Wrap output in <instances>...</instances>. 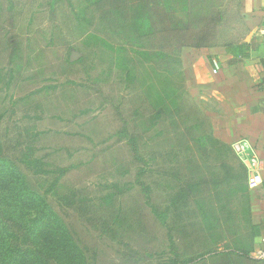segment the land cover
Here are the masks:
<instances>
[{
  "label": "rangeland",
  "instance_id": "rangeland-1",
  "mask_svg": "<svg viewBox=\"0 0 264 264\" xmlns=\"http://www.w3.org/2000/svg\"><path fill=\"white\" fill-rule=\"evenodd\" d=\"M238 2L131 0L132 23L145 18L152 28L100 40L84 21L93 0H0V139L46 162L52 173L33 179L51 189L74 229L85 256L77 264L180 261L186 241L168 232L154 208L170 209L191 171L223 178L224 160L214 150L227 144L214 136L210 117L221 113L202 87L187 83L190 55L182 51L178 65L164 58L167 51H148L145 60L135 47L158 39L165 26L195 22L200 15L190 13L200 8L223 15L220 40L249 37ZM208 78L203 83L216 80ZM73 194L91 201L89 216L62 201ZM200 220L207 232L205 219L194 218ZM208 221L216 225L213 216ZM215 231L202 237L216 239Z\"/></svg>",
  "mask_w": 264,
  "mask_h": 264
},
{
  "label": "trees",
  "instance_id": "trees-1",
  "mask_svg": "<svg viewBox=\"0 0 264 264\" xmlns=\"http://www.w3.org/2000/svg\"><path fill=\"white\" fill-rule=\"evenodd\" d=\"M93 1L94 4L86 10L84 21L95 39L102 40L105 34L125 38L129 28H137L140 35H146L148 29L152 28L150 21L145 18H139L135 25L132 23L131 0ZM238 3L240 5V0ZM190 14L200 15L199 19L181 26H165L158 39L145 37L139 41L135 48L143 59L150 60L148 51H167L164 58L181 65L184 49L216 47L224 48L227 55L232 57L231 61L251 58L248 37L220 40L219 34L223 27L221 12L200 8ZM117 66L122 68L120 59H117ZM1 121L0 113V124ZM6 143L0 139V264H77L76 261L85 256L79 247V240L74 238V229L64 221L53 204L51 189H43L33 179L34 176L52 172L47 169L42 158L34 155L31 148L19 152L10 149ZM224 147L214 150L215 156L224 160L226 173L221 180H215L213 175L197 176L191 171L181 178L179 191L173 197L170 209L154 208L169 233L178 231L185 240L192 237L198 240L204 223L201 220L194 222V218L203 217L207 226L206 234L211 237L209 233H214L218 227H228L235 220L238 208L233 210L232 207L236 200H240L242 205L249 201L247 168L233 154L229 145ZM58 172L60 177L66 173L65 170ZM77 196L73 194V197L68 196L62 201L84 214L88 212L89 216L94 210L91 201ZM205 200L207 208L203 205ZM192 206L194 209L191 210ZM170 211L172 217L169 223ZM211 216L215 218L216 225L208 221Z\"/></svg>",
  "mask_w": 264,
  "mask_h": 264
},
{
  "label": "crops",
  "instance_id": "crops-1",
  "mask_svg": "<svg viewBox=\"0 0 264 264\" xmlns=\"http://www.w3.org/2000/svg\"><path fill=\"white\" fill-rule=\"evenodd\" d=\"M239 11L250 33L251 58L231 61L222 47L186 48L183 52L191 58L186 81L190 87H202L218 103L221 116L210 114L214 136L231 147H249L264 179V0H240ZM213 58L220 60L216 75L210 66ZM211 75L216 80L203 83ZM215 232L216 239L202 237L207 232L200 230L198 240H185L177 264H264L254 256L255 250H264V183L251 188L247 204L239 202L235 220Z\"/></svg>",
  "mask_w": 264,
  "mask_h": 264
},
{
  "label": "built area",
  "instance_id": "built-area-1",
  "mask_svg": "<svg viewBox=\"0 0 264 264\" xmlns=\"http://www.w3.org/2000/svg\"><path fill=\"white\" fill-rule=\"evenodd\" d=\"M212 72L214 75L218 74L220 71V63L219 60L213 59L211 60ZM233 150L236 155L240 158V160L244 163L248 171V185L250 188H257L264 183V179L258 171V167L256 165V158L251 156L252 150L243 145L242 143H235L233 145ZM254 256L259 259H264V250H255Z\"/></svg>",
  "mask_w": 264,
  "mask_h": 264
},
{
  "label": "water",
  "instance_id": "water-1",
  "mask_svg": "<svg viewBox=\"0 0 264 264\" xmlns=\"http://www.w3.org/2000/svg\"><path fill=\"white\" fill-rule=\"evenodd\" d=\"M250 37L247 38V41L249 42L250 41ZM79 55L77 53H74L73 56H72V61H76L79 59Z\"/></svg>",
  "mask_w": 264,
  "mask_h": 264
}]
</instances>
